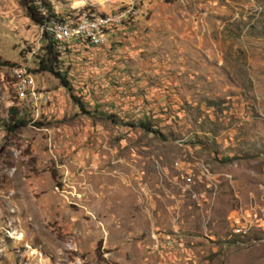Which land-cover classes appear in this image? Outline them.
I'll return each mask as SVG.
<instances>
[{
  "label": "rangeland",
  "instance_id": "374dc122",
  "mask_svg": "<svg viewBox=\"0 0 264 264\" xmlns=\"http://www.w3.org/2000/svg\"><path fill=\"white\" fill-rule=\"evenodd\" d=\"M30 2L125 0H0V264H264V0H135L103 45L63 46L67 88L35 72Z\"/></svg>",
  "mask_w": 264,
  "mask_h": 264
},
{
  "label": "built area",
  "instance_id": "2783aa9c",
  "mask_svg": "<svg viewBox=\"0 0 264 264\" xmlns=\"http://www.w3.org/2000/svg\"><path fill=\"white\" fill-rule=\"evenodd\" d=\"M144 9L145 6L135 0H125L121 8L103 15L70 11L57 20H50L39 30L41 34L51 36L58 44L59 52L64 51L63 46L67 44L97 47L113 37L116 31L129 28ZM12 89L14 99L25 107L47 102L46 93L37 89L34 76L23 66H12Z\"/></svg>",
  "mask_w": 264,
  "mask_h": 264
},
{
  "label": "trees",
  "instance_id": "16d2710c",
  "mask_svg": "<svg viewBox=\"0 0 264 264\" xmlns=\"http://www.w3.org/2000/svg\"><path fill=\"white\" fill-rule=\"evenodd\" d=\"M40 8L42 12L39 11ZM24 9L28 19L38 27L44 26L50 20H57V16H55L52 10L43 2H40L39 6L33 2L26 3ZM42 39L43 44L40 47V54L37 56L35 72L48 73L57 79L62 87L67 88L70 80L67 78L66 70H62L61 68L58 44L46 33H42ZM74 101L82 110L79 101L75 98ZM9 111L12 113V118H10V123L7 124L6 128L8 132H12L24 126L25 122L22 118L17 116L16 108L12 107ZM134 127H139L144 131H148V125L145 120L139 121Z\"/></svg>",
  "mask_w": 264,
  "mask_h": 264
}]
</instances>
